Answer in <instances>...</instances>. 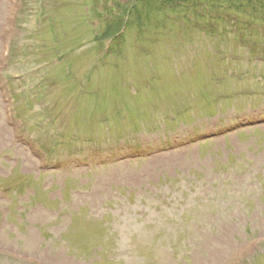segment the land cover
<instances>
[{
	"label": "rangeland",
	"instance_id": "1",
	"mask_svg": "<svg viewBox=\"0 0 264 264\" xmlns=\"http://www.w3.org/2000/svg\"><path fill=\"white\" fill-rule=\"evenodd\" d=\"M222 4L102 58L79 0H0V264H264V9Z\"/></svg>",
	"mask_w": 264,
	"mask_h": 264
},
{
	"label": "trees",
	"instance_id": "2",
	"mask_svg": "<svg viewBox=\"0 0 264 264\" xmlns=\"http://www.w3.org/2000/svg\"><path fill=\"white\" fill-rule=\"evenodd\" d=\"M236 1L239 3L246 4L248 0H236ZM255 1L259 3L264 2V0H255ZM152 2L156 3V5L158 6V11L168 9L171 12H175L178 8H181L182 5L192 6L193 8L196 9H201L203 6L205 9L215 10L214 6L219 3L218 0H134L133 5H131L130 7V11L128 12V15L133 10H136L137 4L140 5L143 4L145 9H150L148 5ZM239 6L241 5H237L236 7L240 8ZM164 12L166 11L160 13H164ZM107 33H110V31H107Z\"/></svg>",
	"mask_w": 264,
	"mask_h": 264
}]
</instances>
